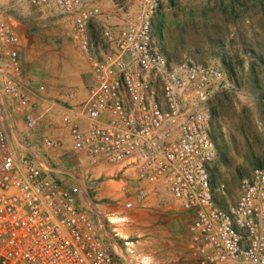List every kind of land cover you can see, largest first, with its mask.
<instances>
[{
  "label": "built area",
  "instance_id": "2783aa9c",
  "mask_svg": "<svg viewBox=\"0 0 264 264\" xmlns=\"http://www.w3.org/2000/svg\"><path fill=\"white\" fill-rule=\"evenodd\" d=\"M28 1L72 18L92 82L79 106L43 105L41 89L22 74L19 35L0 11V264H117L101 222L79 204V177L51 164L63 133L72 155L137 183L124 208L158 186L178 203L190 237L174 264H264V164L240 178L235 202L224 208L209 176L217 153L206 105L227 86L223 71L169 62L152 31L158 0L134 1L133 15L104 28L101 42L89 33L96 7ZM59 110L58 133L33 140ZM64 174L77 184L63 185L57 175ZM129 259L124 264H157Z\"/></svg>",
  "mask_w": 264,
  "mask_h": 264
},
{
  "label": "rangeland",
  "instance_id": "374dc122",
  "mask_svg": "<svg viewBox=\"0 0 264 264\" xmlns=\"http://www.w3.org/2000/svg\"><path fill=\"white\" fill-rule=\"evenodd\" d=\"M158 3L152 31L169 62L214 66L225 75L227 86L210 94L206 108L217 153L209 176L216 204L228 207L238 196L240 178L264 164V0ZM115 4L124 12L130 7L122 0ZM131 8L128 12L133 14L134 4ZM0 11L19 35L22 74L34 88L41 89L46 99L43 105L54 103L62 109L79 106L92 75L75 39L72 18L54 7H35L28 0H0ZM102 30L90 28L89 23V33L96 42H101ZM46 121L31 136L33 140L44 133H58L59 113ZM56 154L59 162L53 166L79 177V204L89 206L101 222L114 245L117 264H124L125 258L157 264H174L185 258L190 219L164 188L135 199L133 207L126 209L123 203L137 187L134 181L120 174L112 176L111 168L91 165L72 155L65 133ZM44 155L48 158L47 152ZM60 178L63 185L77 184L67 174ZM220 185H224L223 192ZM112 217L126 220L111 223Z\"/></svg>",
  "mask_w": 264,
  "mask_h": 264
},
{
  "label": "crops",
  "instance_id": "0c3cea01",
  "mask_svg": "<svg viewBox=\"0 0 264 264\" xmlns=\"http://www.w3.org/2000/svg\"><path fill=\"white\" fill-rule=\"evenodd\" d=\"M85 5L87 6H94L98 9V13L93 17V19L90 22V28L97 27L99 30H102L107 27L116 26L119 27L123 24L124 20L130 18L133 14L130 12L133 11V9L130 7H133L134 1L136 0H122L127 2V6H130L128 10L130 12H124L120 8H117V5L115 4V1L117 0H82ZM130 16V17H129ZM69 107V106H68ZM64 109V108H63ZM58 113H62L60 110ZM56 153L51 154L50 153V161H52V165L59 162ZM60 180V175H57ZM137 185V183H136ZM161 187V186H158ZM154 188V191L150 192L149 194H156L158 193L157 188ZM163 188V187H162ZM147 189L151 190L152 187L147 186ZM165 189V188H164ZM114 214H118V211L115 210Z\"/></svg>",
  "mask_w": 264,
  "mask_h": 264
},
{
  "label": "bare ground",
  "instance_id": "6f19581e",
  "mask_svg": "<svg viewBox=\"0 0 264 264\" xmlns=\"http://www.w3.org/2000/svg\"><path fill=\"white\" fill-rule=\"evenodd\" d=\"M125 220H126L125 217H123V218H121V217H115V218L112 217V218H110L109 221H110L111 223H120V222H124ZM115 231H116V230H115ZM132 260H133L132 258L129 259L130 262H132Z\"/></svg>",
  "mask_w": 264,
  "mask_h": 264
}]
</instances>
